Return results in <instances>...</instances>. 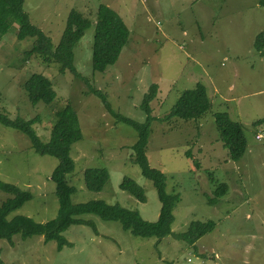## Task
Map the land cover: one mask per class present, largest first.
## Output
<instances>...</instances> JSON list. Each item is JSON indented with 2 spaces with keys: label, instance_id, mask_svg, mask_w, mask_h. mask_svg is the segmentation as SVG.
I'll list each match as a JSON object with an SVG mask.
<instances>
[{
  "label": "rangeland",
  "instance_id": "rangeland-1",
  "mask_svg": "<svg viewBox=\"0 0 264 264\" xmlns=\"http://www.w3.org/2000/svg\"><path fill=\"white\" fill-rule=\"evenodd\" d=\"M107 4L130 29L117 61L104 72L92 65L96 9ZM24 9L55 47L70 10L92 20L74 48L81 76L61 72L60 64L38 53L28 54L33 37L17 38L18 24L0 36V110L10 118L37 117L33 128L44 142L50 138L56 112L70 103L78 113L82 138L72 144L74 170L67 175L76 190L73 203L102 199L158 218L161 202L150 178L134 161L137 131L116 114L145 121L144 94L156 82L151 102V133L146 153L150 165L166 176V191L180 199L173 210L171 233L163 238L137 236L118 221L83 214L95 226L72 224L64 232L72 245L57 249L43 236L0 239V264H264V53L255 41L264 31V6L258 0H25ZM35 72L52 80L56 98L33 104L23 83ZM205 84L212 110L198 119L171 117L182 91ZM226 111L243 124L247 149L229 157L214 113ZM190 152V156L186 153ZM59 160L37 153L27 135L0 122V179L16 184L32 197L10 213L38 222L53 219L59 209L56 182ZM195 163H198L196 165ZM103 167L110 179L100 191L86 186L84 171ZM133 178L145 191L140 201L120 184ZM227 193L212 202L218 183ZM10 194L0 189V202ZM215 226L194 243L179 237L194 221Z\"/></svg>",
  "mask_w": 264,
  "mask_h": 264
},
{
  "label": "trees",
  "instance_id": "trees-1",
  "mask_svg": "<svg viewBox=\"0 0 264 264\" xmlns=\"http://www.w3.org/2000/svg\"><path fill=\"white\" fill-rule=\"evenodd\" d=\"M24 2L25 0H0V36L4 35L14 23H17V38L19 40L26 37L34 38L31 48L27 50L28 54L43 55L48 61L59 63L61 72L69 71L76 76H81L74 63V48L91 25L92 20L77 9L70 10L61 39L53 47L51 38L31 21L29 14L24 9ZM258 3L264 6V0H258ZM129 35L130 29L121 15L109 5L100 4L96 9L92 52L93 69L104 72L109 65L114 64L122 48L128 42ZM255 45L264 53V31L257 36ZM23 88L33 104L40 101L50 103L56 98V90L52 80L43 73H33L23 83ZM157 92L158 84L154 82L144 94L141 107L146 113V119L143 122L116 114L107 97L98 92L107 109L118 119L129 123L137 131V139L132 145L134 161L140 166L142 174L153 181L161 202L160 212L155 221L144 219L134 209L118 203L110 204L102 199L80 203L72 202L71 195L76 188L68 182L67 175L74 170L75 161L70 151L72 144L82 138V130L78 113L70 103L56 112L50 138L46 142L40 139L33 128V123L37 117L12 119L0 110V122L27 135L37 153L49 154L58 158L59 162L54 168L51 178L56 182V194L60 202L57 215L46 222H38L26 215H14L10 218V213L21 207L32 195L16 184L0 179V189L10 194L8 198L0 202V239L11 241L13 235L17 233L23 237L41 235L45 242L55 240L57 249L60 250L65 245H72L64 235L70 225L87 224L95 226L91 220L81 217L83 214H96L104 220L118 221L123 229L137 236H157L161 239L171 233V224L174 220L173 210L180 199V194L166 191L165 173L150 165L146 153L151 133V122L154 118L151 102L156 98ZM212 106L213 102L205 84L198 82L195 87L182 91L170 112L160 120L174 116L184 120L198 119L211 111ZM214 120L223 145L228 150L229 157L233 160L239 159L247 149L243 124L233 120L226 111L215 112ZM186 154L191 155L189 151ZM195 164L198 165V163ZM84 179L89 189L100 191L109 181L110 174L106 168L89 167L84 171ZM120 186L138 200H146L144 189L133 178L125 176ZM228 189L226 182L218 183L213 190L214 196L210 198V201H218L227 193ZM215 224L214 220L194 221L187 231L179 234V237L192 244L213 229Z\"/></svg>",
  "mask_w": 264,
  "mask_h": 264
},
{
  "label": "built area",
  "instance_id": "built-area-1",
  "mask_svg": "<svg viewBox=\"0 0 264 264\" xmlns=\"http://www.w3.org/2000/svg\"><path fill=\"white\" fill-rule=\"evenodd\" d=\"M256 138H257V139H262V138H264V131H263V132H257V133H256Z\"/></svg>",
  "mask_w": 264,
  "mask_h": 264
}]
</instances>
